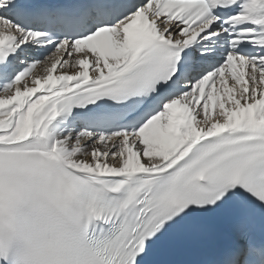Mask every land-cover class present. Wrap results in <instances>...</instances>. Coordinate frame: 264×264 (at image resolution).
Returning a JSON list of instances; mask_svg holds the SVG:
<instances>
[{"label":"snow or ice","instance_id":"6c2138e0","mask_svg":"<svg viewBox=\"0 0 264 264\" xmlns=\"http://www.w3.org/2000/svg\"><path fill=\"white\" fill-rule=\"evenodd\" d=\"M0 264H264V0H0Z\"/></svg>","mask_w":264,"mask_h":264}]
</instances>
